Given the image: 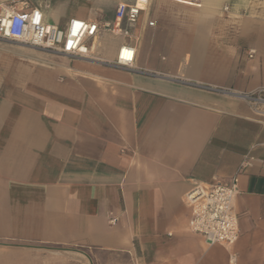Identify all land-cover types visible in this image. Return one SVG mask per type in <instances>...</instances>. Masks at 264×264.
I'll return each mask as SVG.
<instances>
[{
  "label": "crops",
  "instance_id": "obj_1",
  "mask_svg": "<svg viewBox=\"0 0 264 264\" xmlns=\"http://www.w3.org/2000/svg\"><path fill=\"white\" fill-rule=\"evenodd\" d=\"M133 33L132 66L105 33L91 58L0 40V264H264V0H149ZM233 175L237 240L208 244L185 194Z\"/></svg>",
  "mask_w": 264,
  "mask_h": 264
},
{
  "label": "built area",
  "instance_id": "obj_2",
  "mask_svg": "<svg viewBox=\"0 0 264 264\" xmlns=\"http://www.w3.org/2000/svg\"><path fill=\"white\" fill-rule=\"evenodd\" d=\"M120 0L111 21L98 18L71 17L64 25L48 22L43 11L28 0H0V38L44 50L84 58L93 57L91 47L104 31L122 38L116 53V63L132 66L135 56L134 28L142 9L138 2ZM153 25V21L148 22ZM242 97L255 104L264 103V89ZM255 111L264 118V109ZM249 160L241 162L240 169ZM238 191L237 175L227 181L204 183L193 179L185 194L190 207V231L201 235L208 244H233L238 237V219L233 199Z\"/></svg>",
  "mask_w": 264,
  "mask_h": 264
},
{
  "label": "rangeland",
  "instance_id": "obj_3",
  "mask_svg": "<svg viewBox=\"0 0 264 264\" xmlns=\"http://www.w3.org/2000/svg\"><path fill=\"white\" fill-rule=\"evenodd\" d=\"M117 2L118 1L115 0H69L67 13L70 14L69 12L73 13L74 11L77 13L82 12L84 14H87L88 16H91L90 18L95 17L100 20H103L105 14H111L114 12V8ZM103 33L107 34L108 36L115 37L108 31H104ZM0 40H8V39L0 38ZM136 40L137 37L134 36V42Z\"/></svg>",
  "mask_w": 264,
  "mask_h": 264
},
{
  "label": "bare ground",
  "instance_id": "obj_4",
  "mask_svg": "<svg viewBox=\"0 0 264 264\" xmlns=\"http://www.w3.org/2000/svg\"><path fill=\"white\" fill-rule=\"evenodd\" d=\"M148 4H149V0H147L145 3L144 2H138V5L141 6L142 9H145L148 6ZM96 44H97V40H95V42L93 43V45L91 47L92 53L95 51ZM137 46H138V41H137V44L135 45L134 62H135L136 54H137V50H138V47Z\"/></svg>",
  "mask_w": 264,
  "mask_h": 264
}]
</instances>
